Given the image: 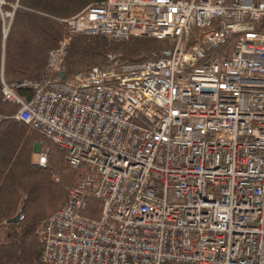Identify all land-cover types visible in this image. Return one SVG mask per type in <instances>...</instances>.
I'll return each instance as SVG.
<instances>
[{
  "label": "built area",
  "instance_id": "2783aa9c",
  "mask_svg": "<svg viewBox=\"0 0 264 264\" xmlns=\"http://www.w3.org/2000/svg\"><path fill=\"white\" fill-rule=\"evenodd\" d=\"M65 23L72 35L172 49L63 81L65 38L39 80L3 81L15 119L81 172L36 233L41 261L264 264V0H106Z\"/></svg>",
  "mask_w": 264,
  "mask_h": 264
},
{
  "label": "trees",
  "instance_id": "16d2710c",
  "mask_svg": "<svg viewBox=\"0 0 264 264\" xmlns=\"http://www.w3.org/2000/svg\"><path fill=\"white\" fill-rule=\"evenodd\" d=\"M0 225L4 237L0 264H44L37 239L39 227L63 209L81 172L71 169L68 153L15 119L19 107L4 101L3 81L39 80L48 55L70 38L64 73L68 80L115 62L140 64L160 60L172 49L168 41L131 39L118 42L102 35H72L65 23L106 0H0ZM11 17L6 20V15ZM199 31L194 33L195 36ZM169 44V46H168ZM169 47V48H168ZM32 92H19L28 100ZM50 151L39 165L37 146ZM59 179V181H57ZM102 203L90 199L86 214L98 218ZM24 217L21 221L20 218ZM18 222L14 223V219Z\"/></svg>",
  "mask_w": 264,
  "mask_h": 264
},
{
  "label": "water",
  "instance_id": "95a60500",
  "mask_svg": "<svg viewBox=\"0 0 264 264\" xmlns=\"http://www.w3.org/2000/svg\"><path fill=\"white\" fill-rule=\"evenodd\" d=\"M170 55H171L170 51H167V52L164 53V56H166V57H169ZM61 78H62L63 81H66L68 79V77H67V75L65 73L61 74ZM13 222L17 223L18 222V218L14 219Z\"/></svg>",
  "mask_w": 264,
  "mask_h": 264
},
{
  "label": "rangeland",
  "instance_id": "374dc122",
  "mask_svg": "<svg viewBox=\"0 0 264 264\" xmlns=\"http://www.w3.org/2000/svg\"><path fill=\"white\" fill-rule=\"evenodd\" d=\"M2 2H3V1H2ZM2 2H0V3H2ZM3 3H4V2H3ZM9 17H11V16H9V14L6 15V20H8ZM41 151H43L42 145H38V146H37V152H41ZM47 151H49V150H47ZM3 237H4V236H3Z\"/></svg>",
  "mask_w": 264,
  "mask_h": 264
},
{
  "label": "bare ground",
  "instance_id": "6f19581e",
  "mask_svg": "<svg viewBox=\"0 0 264 264\" xmlns=\"http://www.w3.org/2000/svg\"><path fill=\"white\" fill-rule=\"evenodd\" d=\"M168 46H169V44H168ZM168 48H169V47H168ZM167 50H168V49H167ZM167 50H166V51H167ZM42 137H43V136H42Z\"/></svg>",
  "mask_w": 264,
  "mask_h": 264
}]
</instances>
